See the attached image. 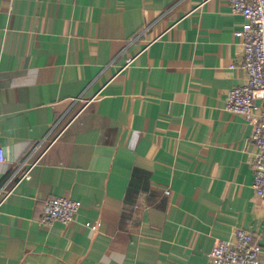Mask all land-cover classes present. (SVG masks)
<instances>
[{"label":"crops","instance_id":"crops-1","mask_svg":"<svg viewBox=\"0 0 264 264\" xmlns=\"http://www.w3.org/2000/svg\"><path fill=\"white\" fill-rule=\"evenodd\" d=\"M243 22L227 0H0V264H212L236 228L264 249L253 124L226 109ZM53 196L73 221L39 222Z\"/></svg>","mask_w":264,"mask_h":264},{"label":"built area","instance_id":"built-area-1","mask_svg":"<svg viewBox=\"0 0 264 264\" xmlns=\"http://www.w3.org/2000/svg\"><path fill=\"white\" fill-rule=\"evenodd\" d=\"M227 1L233 12L244 17L241 28L235 30V34L242 39V65L247 76L244 84L229 90L226 109L253 124L252 136L257 152L252 161V186L258 196L264 197V0ZM130 61L131 59L128 60ZM38 147L39 144L33 151ZM31 155L27 156L25 163ZM4 160V149L0 146V162ZM38 160L31 163L22 178L30 177V170ZM2 200L4 199L0 200V204ZM81 206L79 199L50 197L45 201L39 222L43 225H50L54 221L70 223ZM263 252L262 244L254 239L251 231L236 228L229 238L217 242L209 252V257L212 264H264Z\"/></svg>","mask_w":264,"mask_h":264}]
</instances>
